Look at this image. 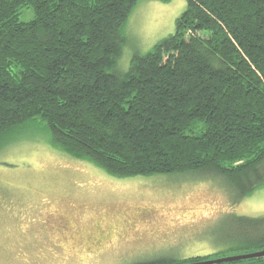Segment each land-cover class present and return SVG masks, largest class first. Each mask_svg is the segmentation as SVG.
<instances>
[{"label":"trees","instance_id":"1","mask_svg":"<svg viewBox=\"0 0 264 264\" xmlns=\"http://www.w3.org/2000/svg\"><path fill=\"white\" fill-rule=\"evenodd\" d=\"M137 3L0 0V150L39 124L53 147L113 176L215 172L235 205L264 183V0H187L173 34L119 73ZM230 218L229 248L242 251L227 255L264 249V216Z\"/></svg>","mask_w":264,"mask_h":264},{"label":"rangeland","instance_id":"2","mask_svg":"<svg viewBox=\"0 0 264 264\" xmlns=\"http://www.w3.org/2000/svg\"><path fill=\"white\" fill-rule=\"evenodd\" d=\"M186 5L138 0L116 71L173 34ZM32 14L22 8L19 17L27 21ZM6 141L0 150V264H129L235 254L242 249L229 248L231 215L264 216V183L233 205L228 184L215 172L113 176L53 147L39 124L15 128ZM62 222L72 231L56 233Z\"/></svg>","mask_w":264,"mask_h":264},{"label":"water","instance_id":"3","mask_svg":"<svg viewBox=\"0 0 264 264\" xmlns=\"http://www.w3.org/2000/svg\"><path fill=\"white\" fill-rule=\"evenodd\" d=\"M262 256H264V249H261L260 251L241 253L238 255L221 256V257H216L213 259H205L202 261H196L195 263H184V264H221V263H227V262H234L238 260H245L249 258H260Z\"/></svg>","mask_w":264,"mask_h":264},{"label":"flooded vegetation","instance_id":"4","mask_svg":"<svg viewBox=\"0 0 264 264\" xmlns=\"http://www.w3.org/2000/svg\"><path fill=\"white\" fill-rule=\"evenodd\" d=\"M151 216L152 217H156V215L155 214H151ZM55 231H56V233L58 232V233H60V234H68L70 231H72V227L71 226H68L66 223H61L59 226H56L55 227ZM79 242H81V241H79ZM95 242L97 243L98 241L97 240H95ZM73 243H76V242H73ZM72 245H74V244H72Z\"/></svg>","mask_w":264,"mask_h":264}]
</instances>
